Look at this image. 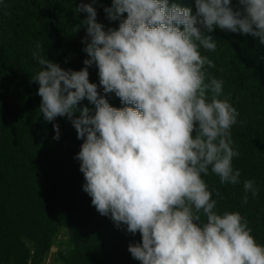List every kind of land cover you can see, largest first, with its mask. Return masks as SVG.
<instances>
[{
  "label": "clouds",
  "instance_id": "obj_1",
  "mask_svg": "<svg viewBox=\"0 0 264 264\" xmlns=\"http://www.w3.org/2000/svg\"><path fill=\"white\" fill-rule=\"evenodd\" d=\"M96 3L75 8L87 13L77 28L86 30L85 67L62 68L39 43L32 54L41 66L32 80L43 119L67 117L83 140L76 159L92 205L140 233L128 251L141 264H264V245L247 220L239 212L218 214L202 179L210 170L234 185L241 173L232 165L238 112L217 98L223 81L206 73L215 64L201 53L216 50V28L264 44V0H237L236 7L233 0H195V14L169 0H111L104 11L120 23L108 30L97 21ZM93 64L104 95L89 81ZM110 93L124 106H112ZM85 99L94 112L78 107ZM53 128L59 139V125ZM243 186L256 195L253 181Z\"/></svg>",
  "mask_w": 264,
  "mask_h": 264
},
{
  "label": "trees",
  "instance_id": "obj_2",
  "mask_svg": "<svg viewBox=\"0 0 264 264\" xmlns=\"http://www.w3.org/2000/svg\"><path fill=\"white\" fill-rule=\"evenodd\" d=\"M81 2L91 0H0V264H43L61 230L69 231V249L58 254L62 264H141L128 251L129 244L141 242L140 233H129L126 225L118 227L110 215H101L83 190L86 181L76 159L83 140L71 120L46 122L39 111V85L32 80L41 69L32 55L37 43L41 54L62 68L85 67L86 30L77 28L87 13L75 12ZM169 2L195 14V0ZM93 6L105 30L118 28L120 20H110L104 11L111 0ZM212 35L216 50L201 53L215 64L206 65V73L223 81L217 98L238 112L231 139L239 155L232 165L241 175L234 185L222 184L210 170L202 179L218 214L239 212L264 245V44L219 28ZM88 71L89 81L104 95L96 65ZM207 95L211 100V90ZM107 99L114 107L124 106L114 93ZM84 106L94 112L87 99L78 107ZM53 124L59 125V139H54ZM245 180L253 181L255 196L245 192Z\"/></svg>",
  "mask_w": 264,
  "mask_h": 264
},
{
  "label": "rangeland",
  "instance_id": "obj_3",
  "mask_svg": "<svg viewBox=\"0 0 264 264\" xmlns=\"http://www.w3.org/2000/svg\"><path fill=\"white\" fill-rule=\"evenodd\" d=\"M69 231L61 230L56 238L55 245L46 256L43 264H62L59 260V252H66L69 249Z\"/></svg>",
  "mask_w": 264,
  "mask_h": 264
}]
</instances>
